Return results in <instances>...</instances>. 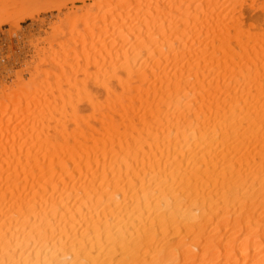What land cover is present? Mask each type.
I'll list each match as a JSON object with an SVG mask.
<instances>
[{
  "label": "bare ground",
  "instance_id": "obj_1",
  "mask_svg": "<svg viewBox=\"0 0 264 264\" xmlns=\"http://www.w3.org/2000/svg\"><path fill=\"white\" fill-rule=\"evenodd\" d=\"M75 1L60 19L73 0H0L16 31L58 13L29 78L0 81V249L31 218L91 264H264V0ZM66 20L103 60L88 87Z\"/></svg>",
  "mask_w": 264,
  "mask_h": 264
},
{
  "label": "rangeland",
  "instance_id": "obj_2",
  "mask_svg": "<svg viewBox=\"0 0 264 264\" xmlns=\"http://www.w3.org/2000/svg\"><path fill=\"white\" fill-rule=\"evenodd\" d=\"M94 1H97V0H93V1L92 0H85L84 3L87 4V5H90ZM81 5H82L81 2L73 0V3L68 4L67 8L61 10L62 12L60 11V14H59L58 17L60 19H62L63 18L62 14H68L69 8L71 6L75 7V8H78ZM57 15H58L57 12H51V13L50 12H46V13H40V14H38L35 17V20L37 18L38 21L39 20L42 21V25H43L42 28H43V30H46V33H47L46 36L50 37V39L53 36V34H52L50 29H47V26L49 27L53 23H58ZM35 20L34 21L26 20V21L20 22L18 24V30L17 31H16V29H12L9 25L0 26V81L4 79V80H6V82H9V81L16 82V73L19 72V71L23 72L22 76H23L24 80H27L29 78L30 74H28V70L27 71L25 70L24 64H25V61L26 62L30 61L29 60L30 57L34 54V49H33V47L31 45H34L33 43H35V39H34V42L32 44L30 43V41H32L33 38H39V37L40 38H44V36H45V35L43 36V33H40V34L37 35V33L33 31L34 29L37 28V24H38V21L36 20V22H35ZM261 20H263V19H261ZM62 25H63L64 29H68V30H66L67 32L65 33V32H62V31H65L64 29H60V31H61L60 35H61V37L64 36L63 39L66 42H68L67 43V44H69L68 46H72V47H68L69 52H70V56L69 57H71V58H69L70 60L68 59L69 63L71 64V62H72L73 66H77L76 63L78 61L79 70L87 69L86 72H88V75H84L83 74L81 76L82 73H85V71L82 72V70H81V72H80L81 74H79V72H78L77 73L78 75L76 74L77 75V78H76L75 76H73L72 71H71V73L69 72V74H71L73 77L71 76L72 77L71 78L69 76V79H74V77H75L76 78V82H79V80L80 81L86 80V81H84L85 82V86L88 87L90 85V83H91L90 82V80H91L90 76L91 77L94 76L95 74H93V73L97 72V71H95L97 69L96 65H98V67H99L100 64L102 65V61L103 60L98 59V61H97V62H99V64H98V63H94L93 59L85 58L84 57L85 56V54H84V52H85L84 51L85 50L84 45L81 44V42L77 43L76 40L73 39L74 33L72 32V23H71V21L66 20V21H64L62 23ZM12 32H15V34H13ZM68 35H70V36H68ZM69 41H70V43H69ZM88 42H89V45H87L88 46L87 49L90 48L91 44H92L90 42V40ZM40 43H42V44L39 45V48H42V49L45 48L46 49V51H44V56H42L41 58L42 59L44 57L45 58H47V57L49 58V56H48L49 53H47L48 43H44V42H40ZM70 48H71V50H70ZM75 54L78 55L77 58H76ZM51 58L52 57L47 59V61H49V60L52 61ZM73 59L76 61V63H75V61ZM44 61L46 62V59ZM44 61H42L41 64ZM35 63H34L35 65L34 64L32 65L33 68L36 67V65H38V67L40 66L42 69H49L50 68L48 63H44V65L43 64L39 65L40 62H38V61H36ZM84 66H85V68H84ZM55 67H57L55 69L58 70V73H62V68L61 67L56 66V65H55ZM57 70H56V72H57ZM32 72H34V70ZM56 72H54V73H56ZM43 73L44 74L41 76L42 78L46 77L45 76V72H43ZM79 76H80V78H78ZM83 76H87V77L89 76V77L88 78L85 77L84 79H82ZM95 76H97V78L99 77L98 75H95ZM50 77L51 78H50L49 81L51 83H53L54 79L56 78V76L55 75L51 76V74H50ZM53 77H54V79H53ZM100 78H101V76H100ZM48 79H49V75H48ZM86 83H87V85H86ZM61 86H63V85H61ZM77 87H79V86H77ZM52 88H53V86H52ZM69 91L71 92V89ZM53 94L56 95V92L53 91Z\"/></svg>",
  "mask_w": 264,
  "mask_h": 264
},
{
  "label": "clouds",
  "instance_id": "obj_3",
  "mask_svg": "<svg viewBox=\"0 0 264 264\" xmlns=\"http://www.w3.org/2000/svg\"><path fill=\"white\" fill-rule=\"evenodd\" d=\"M144 198L150 201L158 198V207L162 211H168L174 203L170 194L158 190H149ZM120 201L121 195L115 193L110 203L115 206ZM199 214L195 207L185 211L186 217L192 220ZM6 238L7 243L0 249V264H91L87 247L82 249L75 242L65 241L58 232L50 233L39 220L36 226L31 218L27 223H16Z\"/></svg>",
  "mask_w": 264,
  "mask_h": 264
},
{
  "label": "built area",
  "instance_id": "obj_4",
  "mask_svg": "<svg viewBox=\"0 0 264 264\" xmlns=\"http://www.w3.org/2000/svg\"><path fill=\"white\" fill-rule=\"evenodd\" d=\"M14 38V37H13Z\"/></svg>",
  "mask_w": 264,
  "mask_h": 264
}]
</instances>
